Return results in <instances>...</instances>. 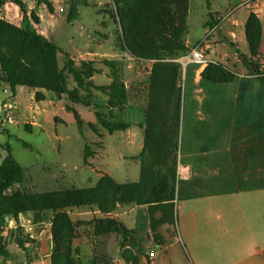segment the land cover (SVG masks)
<instances>
[{"label": "crops", "instance_id": "1", "mask_svg": "<svg viewBox=\"0 0 264 264\" xmlns=\"http://www.w3.org/2000/svg\"><path fill=\"white\" fill-rule=\"evenodd\" d=\"M21 1L26 10L29 13L33 11L39 19L38 23L30 19L35 30L49 41V23L54 17L52 13H57V7H62L65 12L67 6L71 8L77 2L49 0L53 11L47 9L43 12L40 10L44 4L36 7L28 0ZM262 3L264 0H252V5H247L243 22H232L225 32H221L219 26L217 32L211 34L204 45L208 64H189L181 68L183 82L176 137L175 199L173 209H164L163 213L157 210L153 215L158 219L163 214L164 222L152 230L147 205H117L112 213L104 217L120 223L126 230L125 235L109 233L95 236L87 222L102 216L100 212L96 208L73 209L74 219L78 223L73 243L77 260L88 261L100 251L99 254L105 258L113 256L119 264H135L132 257L136 259V264H264V84L252 77V67L243 63L244 59H256L250 56L245 37V23L251 12L256 14L261 23V39L264 36V17L258 12L264 6ZM110 4V0L99 2L101 8L98 11L107 14L111 20L113 39L110 40V35H103L101 40L89 37L83 50L75 49L73 54L57 53L58 64L61 55H67L75 66L81 62H91L96 72L90 81L95 86H108L112 82L107 66L103 64L105 61L124 60L125 74L134 68L132 62L142 64L118 47L117 26L110 14ZM3 12L4 16L0 17L19 26L11 21L12 18L16 22L20 20L17 6L6 3ZM67 14L71 16V11ZM101 25H104V21ZM206 25L194 45L215 27ZM90 42L94 43V47H90ZM185 45L188 50L192 47L187 39ZM213 63L224 67L227 74L219 79L208 77V66ZM123 83L127 103L121 110L104 108L101 111L99 105H105L107 97L98 103L97 91L93 88H89V91L80 90L76 103L70 101L67 94L51 97L57 124L63 122L58 113L71 115L66 107L72 108L79 116L80 128L86 129V139L94 148L84 145L82 170H89L93 175V178L88 175L86 188L94 187L103 176L110 177L117 184L136 183L139 180L146 107L131 104L128 96L131 83L125 79ZM21 88L23 86H17L12 93L8 84L0 82V92L7 93L15 107ZM36 92L33 90L34 95ZM47 92L41 91L44 96L42 101L30 100L22 110L26 108L39 113L40 106L48 97ZM85 95L90 96V99L82 98ZM127 109L138 110V118L131 122L124 120ZM95 113L104 114L102 117L107 121L124 123L128 127L109 133L99 124ZM28 125L30 128L38 126L35 122ZM16 190L19 189L15 187L9 192ZM45 215L49 218L47 241L42 235L45 232L43 230L34 228L29 234L17 227L20 221L33 223L30 213L21 214L17 220L7 218L3 226L5 236L20 228L25 238L31 240L25 242L24 247L26 249L34 245L32 254L36 260L33 264H51L52 214L46 212ZM171 218L173 223L170 222ZM40 224L44 222L36 225ZM18 250L22 254L23 251ZM123 250L129 252L128 262L121 257ZM7 251L6 256H0V264H15L18 255L15 258L8 248ZM150 253H153L152 257Z\"/></svg>", "mask_w": 264, "mask_h": 264}, {"label": "trees", "instance_id": "2", "mask_svg": "<svg viewBox=\"0 0 264 264\" xmlns=\"http://www.w3.org/2000/svg\"><path fill=\"white\" fill-rule=\"evenodd\" d=\"M190 0H110L111 17L117 26V45L121 51L140 62H152L149 76L148 105L144 111V146L140 154V177L136 183L117 184L110 177L103 176L94 187L71 188L59 191L32 193L23 190H9L23 180V170L5 147L6 155L0 164V256L8 254L3 244L2 231L6 218L17 220L21 214L30 213L33 221L41 222L46 212H51L50 230L52 241L51 264H75L73 248L77 222L69 211L79 208H96L102 216L92 218L87 224L95 236L109 233L125 235L126 230L117 221L104 217L112 213L117 205H147L151 229L164 222L163 214L154 218L157 210L173 209L175 199V167L177 152V129L179 123V103L173 109L161 107L162 68L166 61H172L188 51L185 45L187 15ZM44 2L52 12V3ZM12 3L22 13L20 26L13 25L0 17V82L9 85L12 93L17 86L37 90L35 101L44 99L41 91L57 95L67 94L70 101H79V91L93 88L107 96L111 109H123L127 103L126 88L118 73L112 74L108 86H95L90 78L96 72L91 62H81L78 66L64 55L63 66L57 61L58 48L33 27L39 19L33 11L26 10L21 0H0V9ZM72 17L69 16V18ZM245 37L252 58L260 53L262 26L254 13H250L245 23ZM258 73L255 61L243 60ZM105 64L113 70L116 62ZM207 76L222 78L226 69L218 63L208 66ZM70 75L76 85L69 90L67 79ZM264 84V77L258 78ZM80 126L77 113L70 107ZM99 124L109 133L125 130L128 125L105 120L95 113ZM29 129V126H26ZM173 223V219H170ZM20 231L21 229L18 228ZM16 245L25 251V241L17 237ZM129 252L123 250L122 259L129 261ZM136 264V259L131 258ZM92 264H96L93 261Z\"/></svg>", "mask_w": 264, "mask_h": 264}, {"label": "rangeland", "instance_id": "3", "mask_svg": "<svg viewBox=\"0 0 264 264\" xmlns=\"http://www.w3.org/2000/svg\"><path fill=\"white\" fill-rule=\"evenodd\" d=\"M28 1L36 7L44 4V2L38 3V0ZM105 1L77 0L71 8L67 6L68 8H66L65 12L60 14H57L58 7L56 6L57 13H52L54 17L49 23V31L51 32L50 40L58 48L59 52L73 54L75 49L83 50L89 37L101 40L103 35H110V40L113 39L114 27L111 20L107 14L98 11L101 8L99 2ZM262 4L264 5V3ZM247 5H252V0H190L185 39L193 46L194 42L202 36L207 26L206 23L211 28L213 26L216 27L214 28V33L217 32L219 26L222 28L221 32H225L226 27L230 26L232 22H243L247 13ZM61 6L63 5L61 4ZM45 10L47 11V7L44 4V8L40 11L44 12ZM68 11H71L72 19L69 18ZM8 12L10 13L11 10H8ZM258 12L263 18L264 6ZM0 16H4L3 8L0 9ZM19 17L20 20L17 22L15 18H12L11 21L20 26L22 18L20 11ZM216 17L218 18L217 21H215ZM102 21H104V25H101ZM89 45L91 48L94 47L93 42H90ZM260 49L262 54H264V36ZM237 58L242 62L241 57L238 56ZM59 59V66L62 67L64 55H61ZM112 62L117 63L114 70L103 62L104 66H107L109 75L112 77V74L116 71L121 81L124 79L129 81L131 83V87L128 89L129 101L131 104L141 105L145 108L149 103V76L152 62H142V64L132 62L134 63V68L128 74L123 72L125 66L124 60ZM231 65L241 64L232 63ZM182 75L179 64L173 61H166L163 64L161 107L171 110L176 107L177 103L180 104ZM67 87H75V83L70 75H68ZM96 93L98 95L96 101L98 103L102 102L106 95L100 91ZM47 95L45 103L39 108V113L26 108L23 111L22 108L26 107L30 103V100H34V94L32 89L21 88L17 94V105L10 111V121L8 122L4 117L2 103L12 102V99L7 97V93L0 92V164L6 155L5 147L8 146L11 155L23 170L22 182L15 184L11 189L17 187L19 190L27 192L43 193L71 188H86L88 187L86 183L88 175L92 178L93 175L89 170H82L85 154L84 145H89L91 149L94 148L89 144L88 139H86V129L82 130L80 128L72 114L58 113L63 122L57 124L54 117L56 109L51 103V97H55L56 94L47 92ZM90 96L85 95L82 98L86 100L87 97L90 99ZM104 101L105 105H99L101 111H104V108L110 109L107 104V98ZM127 112L124 120L131 122L138 118V110L127 109ZM33 122L37 123L38 126L30 128L28 124ZM26 126H29V129ZM82 132L85 137H83ZM69 214L73 221H75L72 210L69 211ZM31 219L34 223H32L33 229L45 231L42 235L44 236V240L47 239L48 233L46 230L49 219L47 215L43 216L41 222H44V224L42 225H36L41 222L35 223L33 216ZM2 237L3 244L9 249L10 253L15 258L18 255L15 264H33L36 260V257L32 254V246L34 245L26 248L27 252L25 253L22 250L21 254L18 250L20 248L15 242L17 237L22 238L25 242L31 241L29 238H25L23 232L16 229L11 234L8 233L7 236ZM73 248L75 247L73 246ZM99 253L100 251L88 261L77 260L74 254L75 264H92L93 261L96 264H119L117 261H114L113 256L112 258H105V256Z\"/></svg>", "mask_w": 264, "mask_h": 264}, {"label": "built area", "instance_id": "4", "mask_svg": "<svg viewBox=\"0 0 264 264\" xmlns=\"http://www.w3.org/2000/svg\"><path fill=\"white\" fill-rule=\"evenodd\" d=\"M63 8H58V13H62ZM216 28V27H214ZM214 28L208 30L205 35L195 44L193 45L184 55L178 57L173 62L179 64L181 68H184L186 65L189 64H198V65H205L208 64L209 61L205 58V49L204 45L207 43L209 37L214 31ZM256 64L258 66V73L252 75L254 78L264 77V54L259 53V55L255 59ZM15 108V104L13 102L2 103V109L4 110V117L6 121H10V111ZM20 216V215H19ZM18 216V217H19ZM17 227H21L25 230L26 233L31 234L33 232V225L31 222H23L20 221ZM2 232V236H5ZM150 257L153 256V253L149 254Z\"/></svg>", "mask_w": 264, "mask_h": 264}, {"label": "water", "instance_id": "5", "mask_svg": "<svg viewBox=\"0 0 264 264\" xmlns=\"http://www.w3.org/2000/svg\"><path fill=\"white\" fill-rule=\"evenodd\" d=\"M7 219V218H6Z\"/></svg>", "mask_w": 264, "mask_h": 264}]
</instances>
